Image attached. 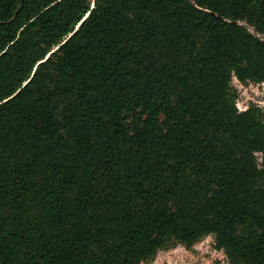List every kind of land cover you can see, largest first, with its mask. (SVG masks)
Returning <instances> with one entry per match:
<instances>
[{
	"label": "trees",
	"instance_id": "16d2710c",
	"mask_svg": "<svg viewBox=\"0 0 264 264\" xmlns=\"http://www.w3.org/2000/svg\"><path fill=\"white\" fill-rule=\"evenodd\" d=\"M234 79L264 84V0H0V264L208 235L264 264V107Z\"/></svg>",
	"mask_w": 264,
	"mask_h": 264
},
{
	"label": "rangeland",
	"instance_id": "374dc122",
	"mask_svg": "<svg viewBox=\"0 0 264 264\" xmlns=\"http://www.w3.org/2000/svg\"><path fill=\"white\" fill-rule=\"evenodd\" d=\"M239 97L237 105L240 110L248 107L250 102L264 107V86L260 84H243L234 79ZM260 157V154H258ZM142 264H231L223 250L216 249L215 236L201 238L191 247H186L176 240H170L161 248L156 257Z\"/></svg>",
	"mask_w": 264,
	"mask_h": 264
},
{
	"label": "built area",
	"instance_id": "2783aa9c",
	"mask_svg": "<svg viewBox=\"0 0 264 264\" xmlns=\"http://www.w3.org/2000/svg\"><path fill=\"white\" fill-rule=\"evenodd\" d=\"M264 86V84H262Z\"/></svg>",
	"mask_w": 264,
	"mask_h": 264
},
{
	"label": "water",
	"instance_id": "95a60500",
	"mask_svg": "<svg viewBox=\"0 0 264 264\" xmlns=\"http://www.w3.org/2000/svg\"><path fill=\"white\" fill-rule=\"evenodd\" d=\"M255 33V32H254Z\"/></svg>",
	"mask_w": 264,
	"mask_h": 264
}]
</instances>
